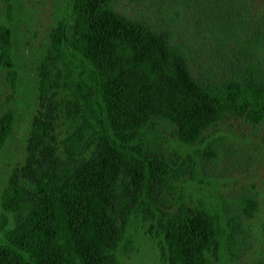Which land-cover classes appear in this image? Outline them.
<instances>
[{
	"label": "trees",
	"instance_id": "trees-1",
	"mask_svg": "<svg viewBox=\"0 0 264 264\" xmlns=\"http://www.w3.org/2000/svg\"><path fill=\"white\" fill-rule=\"evenodd\" d=\"M242 0H205L237 27ZM61 0L35 64L21 159L0 191V264H125L138 234L160 264H231L255 195L206 183L215 126L264 124V68L238 58L215 71L171 28L115 7ZM16 81L12 29L0 67ZM15 110L0 114V155Z\"/></svg>",
	"mask_w": 264,
	"mask_h": 264
},
{
	"label": "rangeland",
	"instance_id": "rangeland-1",
	"mask_svg": "<svg viewBox=\"0 0 264 264\" xmlns=\"http://www.w3.org/2000/svg\"><path fill=\"white\" fill-rule=\"evenodd\" d=\"M61 0H0V23L12 29L18 73L12 82L7 68L0 67V114L15 110V126L0 155V191L10 168L19 162L34 104L35 64ZM205 0H116L115 7L144 18L157 27L165 25L177 39L194 49L199 60L221 71L224 60L238 58L245 65L264 68V0H242L237 27L218 25ZM220 134L217 155L204 170L229 200L255 195L258 209L243 221L242 247L231 264H264V124L232 118L215 126ZM1 211V207H0ZM125 264H160L157 249L138 234Z\"/></svg>",
	"mask_w": 264,
	"mask_h": 264
}]
</instances>
